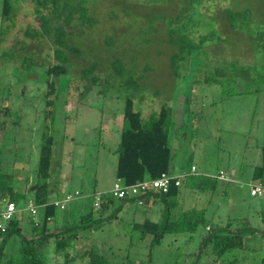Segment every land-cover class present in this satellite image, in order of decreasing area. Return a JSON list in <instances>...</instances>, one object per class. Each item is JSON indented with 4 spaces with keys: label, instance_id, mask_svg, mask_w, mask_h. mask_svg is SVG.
Returning a JSON list of instances; mask_svg holds the SVG:
<instances>
[{
    "label": "rangeland",
    "instance_id": "obj_1",
    "mask_svg": "<svg viewBox=\"0 0 264 264\" xmlns=\"http://www.w3.org/2000/svg\"><path fill=\"white\" fill-rule=\"evenodd\" d=\"M48 5L38 10L34 3L23 4L9 24L0 0V176L12 174L16 192L26 194L18 202L24 226L31 217L28 190L39 181L44 132L55 140L49 190L62 183L72 194L82 193L86 213L96 190L113 189L124 127L117 120L128 97L145 121L162 107L179 117L185 111L172 128L171 173L191 174L192 166L199 174L233 167L242 179L251 173L246 162L259 157L264 143V0H49ZM28 28L36 31L27 33ZM51 64L68 65L72 74L57 80L48 109ZM234 186L240 195L220 187H184L191 200L179 206L170 198L171 210L179 215L187 205L198 206L210 225L255 230L261 235H247V246L255 250L245 263L264 264V199L252 196L245 184ZM80 206L70 202L57 216L75 215ZM159 210L143 214L129 203L100 230L84 231L72 254L95 246L111 264L193 263L204 226L193 240L171 234L153 247L151 236L141 240L134 231L135 222L160 218ZM5 250L21 257L20 237L12 235ZM216 260L207 255L199 264H219Z\"/></svg>",
    "mask_w": 264,
    "mask_h": 264
},
{
    "label": "trees",
    "instance_id": "obj_2",
    "mask_svg": "<svg viewBox=\"0 0 264 264\" xmlns=\"http://www.w3.org/2000/svg\"><path fill=\"white\" fill-rule=\"evenodd\" d=\"M30 2L34 3L38 10L49 6V0H3L2 17L4 23L10 24L12 18H14L12 22L14 23L21 13L23 4L26 5ZM19 3L22 4L18 5ZM35 31L33 28L27 29V33ZM70 68L68 65L54 64L47 67V75L51 78L45 94L48 109L55 102L57 80L68 73L72 74ZM172 116L173 111L170 108L162 107L157 114L145 121L142 113L135 108L133 99L130 97L126 99L123 111L124 128L117 149V180L122 181L124 185H133L145 180L157 179L163 173H170L173 149L170 139L174 127ZM4 126L6 127L5 123ZM5 127H3L4 131ZM54 143L55 140L52 135L48 132L42 133L37 169L39 181L28 190L34 191V204L39 209L38 221L33 219L30 214L28 224L31 227L28 233L21 226L22 221L18 217L19 214L7 224V231L5 233L0 232V264H58L57 259L59 258H63L62 264H76L78 259L84 261L87 258L89 264H111L95 246L87 249L83 254L74 255L72 252L76 243L82 238L84 231L100 230L105 223H110L118 218L129 203L136 204L140 211H145L144 209L154 206L157 202L166 205L165 212L160 218L144 219L141 222L134 221L133 229L135 232H139L141 240L148 236L152 237L151 247L161 244L164 238L171 234H188L193 240L198 229L204 226L205 232L200 235L201 246L198 251L191 254L193 256L191 258L195 259L191 264H199L201 258L207 255H215L217 258L215 263L219 264H246V254L250 255L251 251L255 250L247 246V235L252 238L261 234L249 227L242 231H233L227 227L230 224L220 222L210 225L206 219L207 211L204 208L192 207L179 215L173 214L169 199L175 198L182 186L173 185L168 194L150 193L140 199L121 200L110 194H105L102 196L98 209L92 207L90 211L84 213L83 202L77 211L78 213L76 212L75 215L68 213L59 218L57 216L58 209L49 202L48 181L51 179ZM262 173H264V143L262 146V165L256 170V179H260ZM195 183L194 187L199 190L214 191L218 189L216 179L206 178L203 175L196 178ZM26 198V194L16 192L12 174L6 173L0 176V202L13 201L18 204L21 199L25 200ZM141 200L143 201L142 205L139 204ZM51 220L55 221L56 226L59 225L52 229L50 227ZM12 235L20 237L21 257H14L5 250ZM235 251L243 253L237 254Z\"/></svg>",
    "mask_w": 264,
    "mask_h": 264
},
{
    "label": "built area",
    "instance_id": "obj_3",
    "mask_svg": "<svg viewBox=\"0 0 264 264\" xmlns=\"http://www.w3.org/2000/svg\"><path fill=\"white\" fill-rule=\"evenodd\" d=\"M195 172V168H193ZM187 175L183 174L179 177L171 176L167 173H163L159 178L154 180H145L133 185H124L122 181L117 180L114 184V187L110 193L111 196L117 199H128V198H137L140 199L143 196L149 195L150 193H161L168 194L171 187L174 185L180 187ZM221 179L225 180V176L222 174ZM251 193L253 196L264 197V183L253 186ZM105 194L94 195V208L98 209L102 201V196ZM78 198H84L82 193L76 192L75 194H67L65 198L57 200L52 203L57 209L62 211L66 210L67 204L73 202ZM139 204L142 205L143 201H139ZM30 214L36 218L38 215V208L34 203L30 204L29 208ZM21 209L17 203L13 201H4L0 202V232L5 233L7 231V224L12 221L19 213Z\"/></svg>",
    "mask_w": 264,
    "mask_h": 264
},
{
    "label": "crops",
    "instance_id": "obj_4",
    "mask_svg": "<svg viewBox=\"0 0 264 264\" xmlns=\"http://www.w3.org/2000/svg\"><path fill=\"white\" fill-rule=\"evenodd\" d=\"M176 115L173 112V116H172L173 117V123H174V126L177 127V124H179V122L180 123L182 122V120H183V118L185 116V111H184L183 115H181L180 117L178 115H177L178 117H176ZM118 121H120V123L122 121L124 122L123 115L120 118L118 117L117 122ZM123 128L124 127L121 128V132H122ZM119 141H120V139H119ZM118 146H119V144H118ZM117 149H118V147H117ZM260 152H261V154H259ZM258 154H259V157H257V159L255 161L246 162V163H250V165L248 164V169L251 170V173L244 174L243 179L241 177H237L238 174H239V171L236 168H234V167L232 169H226V170L225 169H220L218 171V173L216 175H214V174H209L208 171H205V172L199 174L198 169L195 166H192L191 174H186L187 177L184 180L183 184L181 185L182 187L180 188V190L178 192V195L175 197V200H178V205L179 206L180 205H184L185 206L187 201L191 200L190 199L191 197H190L189 194H185L184 193L183 188L187 187V186L196 188V187H194V185L196 184L195 183L196 178H198L201 175H203V177H206V178L216 179L218 181V188L220 187L221 189H223L222 191H224V193H226L228 191V189H231V190H235V193L237 195H240L239 194L240 193L239 188L237 186H234V185H242V184H245V185L249 186L250 190H252L253 186L262 183V181H260V179H256L257 178L256 177L257 176L256 175V170H257V168L260 165H262V158H261L262 157V149H261V151H260V149L258 150ZM247 161H249V160H247ZM193 168H195V172L193 171ZM222 174L225 176V180L220 178V176ZM169 175L174 176V177H179V176H181L183 174H181V173L180 174H173V173L170 172ZM116 181H117V178L115 179L114 184H115ZM111 191L112 190H100V191L96 190L94 193L93 192L92 193L95 194V195L100 194V193L101 194H110ZM31 192H32V198H31L30 204L35 202L34 201V191L32 190ZM49 194H50L49 202H50V204H52V203H54L57 200H61V199L65 198V196L67 194H72V193H71V191L67 190L66 185L63 186V184L61 183L59 188H57L55 190H49ZM53 194H55L58 197L57 198L53 197ZM251 195H252V193H251ZM60 196H63V197H60ZM262 198L264 199V197H262ZM84 200H85L84 198L83 199L82 198H78V199L74 200L73 202H81V203H83ZM206 201H208V200H206ZM160 203L161 202H157L154 206H149L147 209H144L145 211H143V214H145L146 211L154 213V211L158 210V209H160L158 212H161L163 214L165 212V209L158 207V205ZM187 206H188L187 209L192 208L189 205H187ZM193 207H198V206H193ZM198 208H202V207H198ZM66 210H67V208H66ZM184 210H186L185 207L181 211H179L177 213L180 214ZM140 214H141V212H140ZM33 219H34V217H33ZM154 219H156V216L154 217ZM35 220L38 221V215L36 216ZM24 225L25 224H23V221H22L21 222V226H24ZM57 226L55 224V221L51 220L50 227L53 229L54 227H57ZM30 227L31 226L29 224L24 226V228H30ZM29 231L30 230L28 229L27 232H29Z\"/></svg>",
    "mask_w": 264,
    "mask_h": 264
}]
</instances>
